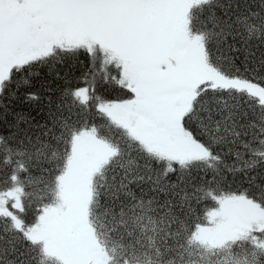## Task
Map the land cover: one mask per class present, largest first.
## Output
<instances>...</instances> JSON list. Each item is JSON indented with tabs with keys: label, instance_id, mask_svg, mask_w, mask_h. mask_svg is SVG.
Segmentation results:
<instances>
[{
	"label": "snow or ice",
	"instance_id": "obj_1",
	"mask_svg": "<svg viewBox=\"0 0 264 264\" xmlns=\"http://www.w3.org/2000/svg\"><path fill=\"white\" fill-rule=\"evenodd\" d=\"M0 264H264V0H0Z\"/></svg>",
	"mask_w": 264,
	"mask_h": 264
}]
</instances>
